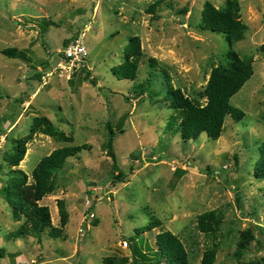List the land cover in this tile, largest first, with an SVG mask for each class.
Listing matches in <instances>:
<instances>
[{
    "label": "rangeland",
    "instance_id": "rangeland-1",
    "mask_svg": "<svg viewBox=\"0 0 264 264\" xmlns=\"http://www.w3.org/2000/svg\"><path fill=\"white\" fill-rule=\"evenodd\" d=\"M155 1L0 0V187L10 179L5 151L13 138L29 132L36 116L49 117L73 135L74 145H89L67 159L57 171L56 191L42 200L57 226L58 202L64 201L65 237L8 239L22 221L13 219L0 193V264H103L105 257L112 264L124 257L134 264L135 254L139 259L152 254L162 230L179 235L190 264H201L213 237L198 230V216L212 209L222 213L215 264H264L257 241L241 259L235 256L242 231L264 228V179L255 173L264 140V1L239 0L249 30L233 48L252 55L255 70L231 102L245 118L227 116L218 140L202 133L188 141L168 128L172 109L159 69L152 74L143 63L135 81L119 79L111 69L122 62L129 37L138 35L145 57L157 58L176 87L190 96L202 91L230 47L223 35L200 30L198 22L205 2L219 7L225 0H165L153 16L146 10ZM82 32L88 50L84 67L69 80L67 74L35 78L45 73L46 61L56 67L64 41ZM9 47L27 49L31 63L1 52ZM148 77L152 88L138 96L136 87ZM108 123L120 171L127 174L124 182L113 183V162L104 148ZM66 145L37 134L20 168L31 178L44 156ZM180 169L186 173L178 175ZM157 219L162 225L144 232ZM123 240L129 248L121 247Z\"/></svg>",
    "mask_w": 264,
    "mask_h": 264
},
{
    "label": "trees",
    "instance_id": "trees-1",
    "mask_svg": "<svg viewBox=\"0 0 264 264\" xmlns=\"http://www.w3.org/2000/svg\"><path fill=\"white\" fill-rule=\"evenodd\" d=\"M164 1L156 0L150 4L146 12L154 16ZM198 28L223 35L230 48L225 53V61L212 67L205 88L193 96L186 94L182 88L176 87L172 83L170 72L159 64L157 58L145 57L142 39L138 35L129 37L122 62L112 67L111 71L119 79L135 81L139 77V69L143 63H147L152 74L159 69L166 83V92L172 109L168 118L169 130L173 133L179 132L185 141L198 139L202 133L212 140H218L224 132L227 116H231L237 122L246 116V112L235 106L231 99L254 75L253 56L241 54L233 48L235 43L246 38L249 26L242 20L240 1L225 0L224 5L219 7L211 1L205 2ZM70 40L71 38L66 39L63 45L66 46ZM1 52L9 57L20 58L31 63L27 49L20 50L16 47H9ZM43 65L46 70L51 67L48 61ZM43 73L44 71L35 73V78L41 80ZM86 78L96 84V79L91 78L90 72L86 73ZM152 86V79L148 77L146 81L144 80L136 87L137 95H144L150 91ZM3 121L4 119L0 118V136L4 133L2 130ZM107 128L109 139L104 148L113 162V183L117 180L124 182L127 174L120 171L114 151L115 131L110 123L107 124ZM37 134L50 136L57 141L69 143V145L56 148L44 156L32 171L30 178V175L20 168V164L26 156L28 143ZM73 143L74 136L59 129L47 116H36L26 135L12 139L11 147L5 151L4 155V161L10 168L8 173L10 179L7 185L0 187V193L2 192L5 200L9 203L13 219L22 221V223L17 230L7 234L8 239L16 240L28 236L41 239L43 235L53 239L65 237L69 213L64 201L58 202L60 224L57 226L53 223L50 207L42 204V200L56 191L57 171L64 167L67 159L77 156L89 146L88 144L74 145ZM185 173L184 169H180L178 175ZM255 173L257 178L264 179V140L260 145V158ZM221 217L222 213L219 209L208 210L198 216V230L209 238L213 237L212 243L203 250L201 264H215L217 260L219 242L216 239L222 222ZM96 224L95 221L94 225ZM161 225V220H154L144 229V232ZM253 241H257L264 251V228L259 227L256 234L251 229L242 231L235 256L241 259L247 251H250ZM155 244L156 247L152 254L145 253L140 259L136 257L134 251V264H163V262L165 264H190L188 248L182 238L171 230H162L157 233ZM3 255L4 250L0 249V256ZM128 260L124 257L121 264H127ZM112 261H114L112 257H105L103 264H112Z\"/></svg>",
    "mask_w": 264,
    "mask_h": 264
},
{
    "label": "built area",
    "instance_id": "built-area-1",
    "mask_svg": "<svg viewBox=\"0 0 264 264\" xmlns=\"http://www.w3.org/2000/svg\"><path fill=\"white\" fill-rule=\"evenodd\" d=\"M84 32L75 35L70 42L59 51V63L56 67L53 66L45 71L42 75V79L46 76H52L57 74L58 76H63L67 74V80L71 79L78 69H81L86 65L88 50L84 43ZM95 217V214H92ZM121 247L124 249L129 248V242L123 240Z\"/></svg>",
    "mask_w": 264,
    "mask_h": 264
},
{
    "label": "crops",
    "instance_id": "crops-1",
    "mask_svg": "<svg viewBox=\"0 0 264 264\" xmlns=\"http://www.w3.org/2000/svg\"><path fill=\"white\" fill-rule=\"evenodd\" d=\"M129 263V262H128Z\"/></svg>",
    "mask_w": 264,
    "mask_h": 264
}]
</instances>
